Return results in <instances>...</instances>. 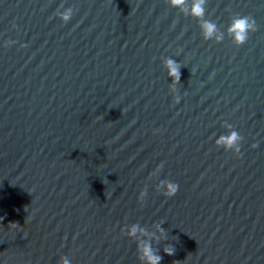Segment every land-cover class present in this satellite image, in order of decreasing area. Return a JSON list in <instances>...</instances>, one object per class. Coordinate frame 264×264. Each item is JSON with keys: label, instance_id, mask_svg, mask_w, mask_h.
I'll use <instances>...</instances> for the list:
<instances>
[{"label": "water", "instance_id": "95a60500", "mask_svg": "<svg viewBox=\"0 0 264 264\" xmlns=\"http://www.w3.org/2000/svg\"><path fill=\"white\" fill-rule=\"evenodd\" d=\"M192 4L0 0V264H264V0Z\"/></svg>", "mask_w": 264, "mask_h": 264}, {"label": "clouds", "instance_id": "9594fccd", "mask_svg": "<svg viewBox=\"0 0 264 264\" xmlns=\"http://www.w3.org/2000/svg\"><path fill=\"white\" fill-rule=\"evenodd\" d=\"M186 2V0H170V3L173 6H181ZM204 2L205 0H193V4L191 7V15L201 18L204 15ZM71 17V9L67 10L62 15V19L64 21L69 20ZM202 29L205 35V38H211L212 35L216 31V25L211 22H205L202 25ZM256 31L255 27V21L251 19L248 16H241L236 19H234L229 27V33L233 36L234 41L237 44H244L247 39L249 32ZM167 67L169 68V75L173 79V82H179L180 79V72L179 68L175 61L169 59L167 61ZM179 103V100L176 101ZM242 140V137L239 135L238 132L233 131L229 136L227 137H221L217 143L219 145H223L227 149H234L235 153H240V147L238 145V142ZM255 147V145H253ZM179 186L176 183H169L167 185V190L165 192V196L168 198H171L176 195L178 192ZM11 227H16V224L13 223L10 225ZM138 231V228L136 226H133L128 235L129 236H135ZM139 251L141 253L140 259L143 261H146V264H160L161 257L159 255H156L153 252V249L151 247L150 243H143L142 246L139 247ZM165 254L171 256L174 254V248L168 247L165 248ZM62 264H69V261L66 259L62 262Z\"/></svg>", "mask_w": 264, "mask_h": 264}]
</instances>
